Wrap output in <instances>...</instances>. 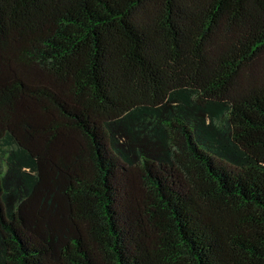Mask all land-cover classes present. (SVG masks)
<instances>
[{"label":"trees","instance_id":"16d2710c","mask_svg":"<svg viewBox=\"0 0 264 264\" xmlns=\"http://www.w3.org/2000/svg\"><path fill=\"white\" fill-rule=\"evenodd\" d=\"M264 0H0V264H264Z\"/></svg>","mask_w":264,"mask_h":264},{"label":"rangeland","instance_id":"374dc122","mask_svg":"<svg viewBox=\"0 0 264 264\" xmlns=\"http://www.w3.org/2000/svg\"><path fill=\"white\" fill-rule=\"evenodd\" d=\"M262 69H263V72H264V64H263V66H262ZM3 159H4V153H3V152H0V164H1V165H3V164H2Z\"/></svg>","mask_w":264,"mask_h":264}]
</instances>
